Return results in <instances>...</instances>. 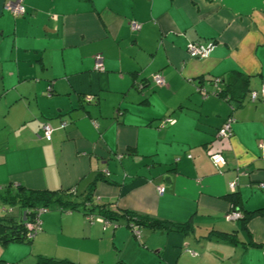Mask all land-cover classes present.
Segmentation results:
<instances>
[{
	"label": "crops",
	"instance_id": "1",
	"mask_svg": "<svg viewBox=\"0 0 264 264\" xmlns=\"http://www.w3.org/2000/svg\"><path fill=\"white\" fill-rule=\"evenodd\" d=\"M12 1L0 0V191L72 189L119 216L42 215L30 249L8 243L3 262L264 264V99H249L264 86V0H22L21 16ZM190 42L214 46L190 57ZM126 211L187 228L135 232Z\"/></svg>",
	"mask_w": 264,
	"mask_h": 264
},
{
	"label": "trees",
	"instance_id": "2",
	"mask_svg": "<svg viewBox=\"0 0 264 264\" xmlns=\"http://www.w3.org/2000/svg\"><path fill=\"white\" fill-rule=\"evenodd\" d=\"M92 101V100H91ZM74 195L72 189L68 190H36L28 189L22 185L16 187L14 192L9 189L0 191V200L10 203H18L21 207L26 208L20 220L12 216H0V243L8 244L11 242H29L31 239L27 238L28 228L26 223H35L37 220L36 209L41 207L56 206L62 211L81 210L83 213H92L96 209L94 215L102 216L106 220L118 217L116 211L110 210L106 207H98L91 205L87 200L77 201L71 199ZM232 206L235 207V198L231 197ZM130 223L133 222L139 225H145L152 230L163 231H177L185 232L187 228L186 223L171 222L168 220H159L149 216H140L134 212L122 213ZM39 216V220H41ZM241 218V217H240Z\"/></svg>",
	"mask_w": 264,
	"mask_h": 264
},
{
	"label": "built area",
	"instance_id": "3",
	"mask_svg": "<svg viewBox=\"0 0 264 264\" xmlns=\"http://www.w3.org/2000/svg\"><path fill=\"white\" fill-rule=\"evenodd\" d=\"M5 7L14 16H21L26 11L25 5L23 4L22 0H15L12 2H8L5 5ZM130 24H131L130 25L131 29L133 31H136L139 28V24L136 21H131ZM213 46L214 45L212 42H208L206 44L198 43V42H190L187 46V54L190 57H206V56H208V54L212 50ZM96 67L99 69L102 68V63L99 60L96 63ZM152 83L154 85H162V84H164V79L159 73H156L152 76ZM140 88H141V86L139 87V89ZM260 98L264 99V86H262L260 90H251L249 92V99L251 101H255V100H258ZM92 99H93L92 95H86L84 98V100L86 102H89ZM233 120H234V118L232 116H229L228 118H226V120L223 122V124L218 129V133H217L218 137L224 138V137H227L231 134V124H232ZM166 121L173 123V119H167ZM60 126L61 127L65 126V122H62L60 124ZM41 129H42L43 138L45 140L49 141L51 139V136H52L53 128L51 127L50 124L43 123ZM258 147L261 150H264V143H258ZM210 158L212 160V163L216 167H223L226 164L225 156L223 155V153L221 151L212 152L210 154ZM260 186L262 188H264V182H262L260 184ZM235 187H236L235 182L232 181L229 183L230 190H234ZM157 191L160 194L163 193L164 187L158 186ZM36 212H37L38 218L35 221V223H30V222L26 223V227L29 230L27 233L28 239H31L40 230L41 220H39L40 219L39 216L47 213L48 208L47 207H41V208L36 209ZM85 217L88 221H98V222L102 223L103 226H108V223H109V220H106L102 216L94 215L93 213L85 214ZM240 217H241V213L239 211H236V210H231L226 214V219L230 220V221L237 220ZM131 223H132V226L134 225L133 230L135 231V228L138 225L133 223V222H131ZM135 232H137V231H135Z\"/></svg>",
	"mask_w": 264,
	"mask_h": 264
},
{
	"label": "rangeland",
	"instance_id": "4",
	"mask_svg": "<svg viewBox=\"0 0 264 264\" xmlns=\"http://www.w3.org/2000/svg\"><path fill=\"white\" fill-rule=\"evenodd\" d=\"M0 150H2V146H0ZM25 210H26V208L21 207L18 203H10L7 201L0 200V216L9 215V216L14 217L17 220H20L22 217V214ZM56 210H58L56 208V206L48 207V212L45 214H48V213L56 211ZM45 214H43V216ZM10 244H15V243H10ZM10 244L7 245V244L0 243V264H6L7 262H3L6 260L7 261H14V260H11L12 259L11 258L12 253H11L10 249L8 248V246ZM10 246H12V245H10ZM16 246H18V245H16ZM19 246H21V247L27 246V248L30 249L29 244L27 242H25L24 244L19 245ZM18 251L19 250L17 249V252ZM26 253H28V251ZM29 259H32V257L28 256L25 260H23L21 262H16L15 264H29V263H31V262H28V261H30ZM1 260H2V262H1Z\"/></svg>",
	"mask_w": 264,
	"mask_h": 264
}]
</instances>
